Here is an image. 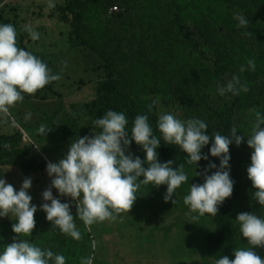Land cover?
Here are the masks:
<instances>
[{"label":"rangeland","instance_id":"obj_1","mask_svg":"<svg viewBox=\"0 0 264 264\" xmlns=\"http://www.w3.org/2000/svg\"><path fill=\"white\" fill-rule=\"evenodd\" d=\"M63 1L52 0V3ZM88 1L91 3L89 11L94 14L99 0ZM113 7L114 5L109 7L107 12L99 15L107 17L118 13V6L116 9ZM57 8L56 5L49 8V0H3L0 7V13L2 12L3 16L9 18L12 23H18L20 14H24L27 21L32 20L30 27L39 34V38L26 40L22 45L17 34V46L37 53L32 46L36 44L38 47V42L45 37L40 48L45 49V59L49 63L45 59L44 63L59 77L38 89L34 94L23 93L22 101L10 106L7 113H0V135L14 136L16 132L23 134L22 138L7 145L6 153L19 152L26 164L35 166H41L44 162L57 161L62 157L70 144V142L62 143V137L72 131L76 126L75 123L79 122L81 127L92 132L91 124L83 121L89 113L88 108L76 120L71 114L78 115L80 112L76 111L81 105L95 100L98 82L105 78L104 60L100 53L105 47L104 43L100 44L99 50H81L76 55L67 44L68 25L64 24L66 26L63 27L57 24V19L59 20L55 13L58 11ZM37 15L39 20L34 22ZM192 48L193 46H190L177 54L188 55ZM258 51V47L247 48L244 56L237 63L231 57L220 59L219 70L226 82L233 77H239L241 83L247 84L248 89L257 87L264 65L259 62L254 70H250L246 62L249 59L253 60L258 55ZM192 59L194 71L172 69L170 72L162 71L161 73H145L136 62L126 60L119 67V81L139 106L145 107L150 103V98L160 97L159 111L171 112L182 120L188 118L204 120L208 125L206 134L213 135L214 128L209 126L211 125L210 115L200 108L198 112L197 106L194 105L201 103L202 107L206 108L207 103L209 107L225 112L231 105V100L226 93L221 95L217 91L220 78L211 74L210 66L200 63V60L195 57ZM241 65L245 67L243 72H240ZM62 70L67 71L63 77ZM205 70L207 75L203 76ZM233 96L238 106L236 126L246 134L251 129L253 119V114L248 110L256 109L264 113V104H261L257 90H252L249 94L241 91ZM29 113L30 118L26 119ZM56 113L58 114L54 117ZM47 118L55 119L56 123L47 127ZM41 125L50 129L44 136L38 131ZM28 129L31 130L30 134L26 133ZM210 144L211 139L202 152L207 153ZM209 158L219 163L216 157L209 156ZM246 160V164H240L236 160L229 161L230 176L234 180L230 197L235 212L233 221L238 243L236 248L248 246L247 238L240 235L239 225L235 220L237 213L251 211L264 218V207L252 197L254 189L246 173L250 157ZM184 171L189 177V182L183 183L176 189L172 198L175 199L174 203L171 199L167 202L163 200L166 185L158 187L141 185L136 193L137 198L128 212L115 214L114 220L106 219L94 223L90 228L81 227L82 221L75 217V205L74 203L70 205L75 224L80 233L84 232L85 237L81 234V238L75 240L63 234L67 240L63 244H57L59 251L63 250L61 254L65 256L66 264H81V258L90 255L93 256V264H214L213 259L207 256L205 241L206 236L214 230V216L205 214L193 222L192 216L195 213H190L183 203L190 183H202L203 178L199 175L194 176L195 170L184 167ZM2 172L6 181L17 189L25 178L16 167H4ZM30 177L32 185L28 192L32 196V203L39 205L42 202L41 193L50 185L51 178L46 171L31 174ZM53 195H56L55 189H53ZM64 199L66 198H62V202ZM37 217H40V221ZM34 220L35 226L31 235L18 237L19 234L14 233L15 236L29 242L33 239L38 240L41 238L40 232H36L39 225L43 228L42 239H44V236L51 231L50 224L46 223L45 213L38 208L34 213ZM14 222L7 216L0 218V241L2 238L9 239L11 225ZM4 225L7 227L4 228ZM93 241L96 245L95 249L92 247ZM254 250L264 257V247L254 248Z\"/></svg>","mask_w":264,"mask_h":264},{"label":"clouds","instance_id":"obj_2","mask_svg":"<svg viewBox=\"0 0 264 264\" xmlns=\"http://www.w3.org/2000/svg\"><path fill=\"white\" fill-rule=\"evenodd\" d=\"M52 6V0H49V7ZM233 18L238 21L237 27L248 23L241 13H233ZM30 26H25L23 31L32 40H37L39 34ZM16 37L14 25L0 23V113H7L10 106L22 101L23 93L34 94L59 78L32 52L18 47ZM246 63L248 69H255L254 60L249 59ZM243 71L245 67L241 65L240 72ZM248 90L247 84L241 83L239 77H233L223 87L217 86L221 95H237ZM150 99L151 103L147 105L149 112L154 106L159 108L161 103L160 97ZM248 111L253 114V119L247 136L238 135L235 126L227 135L218 131L214 135L206 134L208 125L204 120H182L171 112L159 111L156 120V128L160 133L158 138L153 133L147 114H137L129 130L125 113L109 109L92 120L91 126L96 131L70 142L60 159L46 163L45 171L51 179L50 185L41 193L42 202L39 205L32 203V196L28 192L32 185L31 177H25L17 189L6 181L4 172L0 174V218L7 216L15 221L11 229L13 233L19 234L18 237L28 236L35 226L34 213L39 208L52 227L79 240L81 233L70 207L73 203L75 217L87 228L106 219L114 220L115 214L128 212L141 185H166L163 200L167 202L171 199L174 203L175 199L172 198L176 189L189 182V177L183 165L173 168L172 160H158L157 149L161 141L178 146L186 153V163L194 165L195 169L201 159L207 161L202 172L195 170L194 175H202L203 182L190 183L183 203L190 213H195L192 216L193 222L205 214L215 216L218 206L233 191L229 145L239 146L245 137L251 149L246 173L254 189L252 197L264 207V113L256 109ZM30 115L27 114L25 118H30ZM49 130L41 125L38 131L44 136ZM210 139L208 152H202L209 145ZM132 142L140 146L144 153L143 159L129 150ZM209 156L216 157L219 163L210 160ZM211 169L214 171L209 174ZM53 189L56 190L55 196ZM62 198L66 199L62 202ZM235 220L240 235L247 238L248 246L234 248V258L222 255L214 264H264V257L254 250L264 247V218L249 211L237 213ZM18 237H13L10 243L0 248V264H66L64 255ZM95 246L93 241V249ZM81 264H93V256L82 257Z\"/></svg>","mask_w":264,"mask_h":264},{"label":"trees","instance_id":"obj_3","mask_svg":"<svg viewBox=\"0 0 264 264\" xmlns=\"http://www.w3.org/2000/svg\"><path fill=\"white\" fill-rule=\"evenodd\" d=\"M2 2L3 0H0V7ZM53 5L58 7V11L55 12L59 18L57 24L63 27L66 26L64 24L68 25L67 44L76 55L81 50H99L100 44L105 45L100 51L104 60L105 78L98 82L95 100L81 105L76 111L80 112L78 115L71 114L75 120L88 108L89 113L83 121L91 124L92 120L112 109L125 113L130 130L132 120L137 114H147L153 133L159 138L160 133L156 128L158 108L154 106L149 112L147 106H139L119 81V67L126 60L136 62L145 73L170 72L172 69L191 72L192 58L195 57L200 60V63L210 66L211 74L220 78L221 87L227 82L219 70L220 59L231 57L237 63L244 56L247 48L258 47V55L253 60L255 65L259 62L264 65V0H99L94 14L89 11L91 3L88 0H64L54 2ZM113 5L118 6V13L107 17L99 15L107 12ZM233 13L243 14L248 21L247 25L237 27L238 21L233 18ZM17 22L11 23L2 12L0 13V23L14 25L23 45L31 38L27 32L23 31L24 27L18 20ZM101 33H103L102 36H100ZM44 40L45 37L38 42V47L36 44L32 46L37 53L30 50L43 62L45 49L41 50L40 45ZM190 46H193L190 54L182 56L177 54ZM62 72L63 77L67 71L62 70ZM202 75L206 76L207 70ZM252 90L258 91V98L261 104H264V69L261 71L258 86L249 88L246 93L249 94ZM226 96L230 98L231 105L225 112L211 108L207 103L206 108L202 107L201 103L194 105L197 106L198 112L202 109L210 115L211 125L209 126L214 128L213 135L217 131L227 135L233 126L237 127L238 106L235 97L231 93H226ZM57 114H54V117ZM75 120L72 119V121ZM54 123H56L55 119L47 118V127ZM75 124L72 131L62 137V143L72 142L80 136L92 133L87 128L81 127L79 122ZM237 129L238 135L250 134V131L245 134L239 127ZM92 131L96 129L92 128ZM26 133L30 134L31 130H26ZM22 137L21 132H16L14 136L0 135V174L3 173L4 167H16L24 177L45 172L46 162L41 166L29 165L24 162L19 152L6 153L7 145ZM245 141H242L239 146L229 145L230 161L236 160L240 164H246V158L250 157L251 149ZM129 150L143 159L144 153L135 142L131 143ZM157 152L160 162L172 160L173 166L183 165L198 173L202 172L204 165L207 164V161L201 159L195 169L194 165L186 163V153L182 152L178 146L167 145L163 141ZM211 171L214 169L209 170V174ZM199 176L203 178L202 175ZM234 214L231 197L225 198L218 206V213L213 217L214 230L205 238L207 256L214 262L222 255H227L230 259L234 258L232 250L236 248L237 243ZM37 220L40 221V217H37ZM46 223L50 224L51 231L42 239L43 228L38 225L36 232H40L41 238L33 239L31 243L61 254L63 250L59 251L57 243L63 244L67 239L57 228L52 227L50 221L46 220ZM3 227L6 228L7 225ZM81 227H84L83 222ZM81 234L85 237L83 231ZM13 237L16 236L11 231L8 240L2 238L0 248L10 243ZM83 246H85L84 243Z\"/></svg>","mask_w":264,"mask_h":264},{"label":"crops","instance_id":"obj_4","mask_svg":"<svg viewBox=\"0 0 264 264\" xmlns=\"http://www.w3.org/2000/svg\"><path fill=\"white\" fill-rule=\"evenodd\" d=\"M17 13V12H16ZM19 15V14H18ZM7 18V17H5ZM9 19V18H8ZM19 21V23L21 24L22 27H25V26H30V24L32 23V20L30 22V20L27 21V19L24 18V14H20L19 15V19H17ZM39 20V15H37L35 18H34V22L38 21ZM68 32V31H67Z\"/></svg>","mask_w":264,"mask_h":264},{"label":"built area","instance_id":"obj_5","mask_svg":"<svg viewBox=\"0 0 264 264\" xmlns=\"http://www.w3.org/2000/svg\"><path fill=\"white\" fill-rule=\"evenodd\" d=\"M113 8L116 9L117 8V5H115Z\"/></svg>","mask_w":264,"mask_h":264}]
</instances>
